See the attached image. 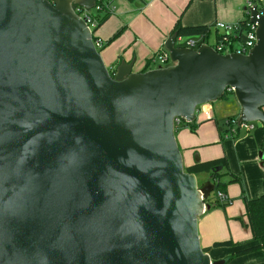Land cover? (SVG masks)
I'll use <instances>...</instances> for the list:
<instances>
[{"label": "water", "instance_id": "water-1", "mask_svg": "<svg viewBox=\"0 0 264 264\" xmlns=\"http://www.w3.org/2000/svg\"><path fill=\"white\" fill-rule=\"evenodd\" d=\"M95 4L0 0V264H225L198 230L216 186L186 172L175 119L232 89L238 124L264 126V14L246 8L248 55L173 34L170 65L112 75L75 11Z\"/></svg>", "mask_w": 264, "mask_h": 264}, {"label": "crops", "instance_id": "crops-1", "mask_svg": "<svg viewBox=\"0 0 264 264\" xmlns=\"http://www.w3.org/2000/svg\"><path fill=\"white\" fill-rule=\"evenodd\" d=\"M254 0H116L113 15L97 30L96 37L105 43L119 31L120 35L100 52L106 66L114 70L122 62H134L133 72H146L156 64V57L165 50L164 43L178 21L185 27L210 26L211 39L217 37V23L237 24L246 19V8ZM253 3L254 4H258ZM212 31L214 35H212ZM106 42V43H107ZM160 67V66H159ZM158 68V67H157ZM234 109L238 118L239 105ZM226 120V122H227ZM221 124L212 104H206L197 112L196 131L188 123L176 128V138L183 154L184 166L192 167L196 155L200 162L225 158L228 167L222 169L220 182L227 184L225 192L231 204H211L216 195L207 201L211 209L198 220L202 249L212 261L224 260L225 264H264V250L242 256H234L240 250L256 245L250 229L238 220L245 217L244 193L248 199H256L264 193V126L255 125L247 132L239 130L232 135L228 126ZM228 136V137H227ZM233 176L241 182L231 183ZM201 184L214 181L208 173L197 175ZM232 241L228 247H216V243Z\"/></svg>", "mask_w": 264, "mask_h": 264}, {"label": "built area", "instance_id": "built-area-1", "mask_svg": "<svg viewBox=\"0 0 264 264\" xmlns=\"http://www.w3.org/2000/svg\"><path fill=\"white\" fill-rule=\"evenodd\" d=\"M51 3L54 0H48ZM259 3L264 2V0H258ZM115 0H96L95 7L92 10H86L80 6L75 7V11L86 20L88 26L91 31L93 28H96L97 22L94 20V15L97 12L103 11L104 8H107L109 11L114 13L115 11ZM253 6L251 2L248 7ZM261 14H264V6L259 8ZM95 12V14L93 13ZM215 29L217 31V37L213 40L210 37L205 36H196V37H186V36H178L176 39L177 47H184L197 50L202 45L211 46L216 52L222 55L226 54H242L248 55L250 50L255 46L257 42L256 30L257 25L250 22H247L246 27L244 28L241 23L237 24H225V23H217L215 25ZM242 35V40H237V37ZM94 44L97 49L103 48L104 43L100 39H96ZM156 61L160 62L163 67H166L171 64L170 54L166 50L159 53L156 57ZM229 92H233L232 89L228 90ZM206 105V104H205ZM204 105H201L197 108L199 111ZM197 111V112H198ZM185 124V121L182 118L175 119V129L179 126ZM226 125L228 126V131L234 135L239 130L244 129L247 132H250L254 129V123H241L238 124V118H230L227 120ZM228 137V136H227ZM216 198L220 204H231V200L229 196L219 190L216 192Z\"/></svg>", "mask_w": 264, "mask_h": 264}, {"label": "trees", "instance_id": "trees-1", "mask_svg": "<svg viewBox=\"0 0 264 264\" xmlns=\"http://www.w3.org/2000/svg\"><path fill=\"white\" fill-rule=\"evenodd\" d=\"M207 1V0H204ZM258 0L252 1V3H257ZM112 12L109 11L107 8H104L103 11L97 12L94 15V20L97 22L96 30L102 26L111 16ZM250 20V16L248 12H246V19L241 22L242 26L245 28L247 25V22ZM211 29L210 26H189L185 27L182 25L181 21H178L171 33L178 34V36H186V37H196V36H205L210 37L211 36ZM120 35V31L106 44H104L103 48L107 46V44H110L114 39H116ZM97 38H93L94 41H96ZM237 40H242V35H239L237 37ZM102 48V49H103ZM99 52L101 50L98 49ZM110 73L113 75V72L110 70ZM229 94H233V92L226 91L224 97L221 100L226 99V97ZM237 118V117H236ZM189 127L193 131H196L197 126L196 122L188 124ZM264 147V142H263ZM228 167V162L225 158L207 161L198 163L192 167L186 168V172L188 173H194L196 175H199L201 173H208L211 175L212 180L214 181V185L216 186L215 191L212 193V195L216 194L217 191L223 190L227 187V184H223L220 182V179L224 174L222 173V169H225ZM241 182V179L238 177L233 176V179L231 180V183H237ZM244 193V203H245V217L246 220H244L243 217H240L238 220L242 223V225L248 229H250L252 233V241L256 242L257 244L254 246H251L249 248L240 250L234 254V256H242L245 254H249L258 250H264V193L256 198V199H248L245 196V189L243 190ZM210 201V199L208 200ZM211 204H217L219 206H228L229 204H220L219 201L216 199V201H210ZM232 241H226V242H220L216 243V247H228L232 246Z\"/></svg>", "mask_w": 264, "mask_h": 264}, {"label": "rangeland", "instance_id": "rangeland-1", "mask_svg": "<svg viewBox=\"0 0 264 264\" xmlns=\"http://www.w3.org/2000/svg\"><path fill=\"white\" fill-rule=\"evenodd\" d=\"M116 1V0H115ZM115 4V2H114ZM259 8L264 6V2L258 3ZM95 14V12H93ZM113 15V14H112ZM98 30V29H97ZM97 30L93 28V32L96 34V37H99L97 35ZM214 31H212V35ZM107 42V41H106ZM106 42L104 44H106ZM99 50L102 51V48ZM159 66H162L160 62H157L156 64H153V68H157ZM109 69V68H108ZM111 70V69H110ZM215 108V112L218 113V116L220 117L221 124H225L227 117L233 116L234 115V109L233 108H228L232 105H238L235 95L234 94H229L226 99L224 100H219L218 102L212 104ZM236 116V114L234 115ZM255 125H261L259 122H255ZM214 197V194L212 195Z\"/></svg>", "mask_w": 264, "mask_h": 264}]
</instances>
